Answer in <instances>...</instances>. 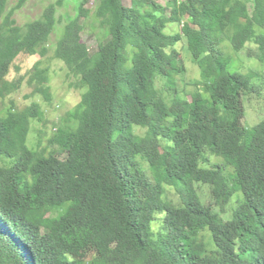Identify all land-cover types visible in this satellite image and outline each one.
<instances>
[{"label": "trees", "instance_id": "obj_1", "mask_svg": "<svg viewBox=\"0 0 264 264\" xmlns=\"http://www.w3.org/2000/svg\"><path fill=\"white\" fill-rule=\"evenodd\" d=\"M26 1L0 0V101L30 76L11 81L15 62L46 58L57 31L54 57L84 93L77 126L43 148L28 145L41 105L0 110V264H264V75L224 49L264 65V0H95L96 50L92 0L61 30L69 0L21 25ZM183 47L200 69L184 88ZM42 65L33 96L51 102Z\"/></svg>", "mask_w": 264, "mask_h": 264}, {"label": "rangeland", "instance_id": "obj_2", "mask_svg": "<svg viewBox=\"0 0 264 264\" xmlns=\"http://www.w3.org/2000/svg\"><path fill=\"white\" fill-rule=\"evenodd\" d=\"M20 1L21 0H12L11 7H15L20 3ZM56 1L57 0H27L16 16L19 24L24 25L28 22L40 18L46 8H48L51 4L56 3ZM157 1L165 7L170 0ZM125 3L127 6H131V2L129 0H127ZM86 9L90 12L88 17H84L81 19V22L85 26V32L83 33V42L87 43L88 47L91 50H96L99 45L98 39L103 29L101 27V24L99 22H96L93 18L95 0H92V2L87 5ZM77 15V0L66 1L65 5L60 8L58 13V30L64 28L71 20L76 18ZM60 36L61 31H57L52 36L50 53L46 58L35 56L30 59L21 58L15 62V65L20 68V72L18 73L15 67H13V70L9 76V79L11 81L18 79L19 76H25L27 74H30V76L21 91L12 95L11 97L6 98L3 101H0V110H2L4 107H10L11 105H13V103H15L19 108H25L33 102H37L39 105H41L42 109L45 112V118L43 122H34L32 125V130L28 139V145L30 148L36 149L40 142L42 148L50 146V140L58 135L59 129L77 126V123L73 119H71V114L81 103L84 90L77 87V85H79V79L70 76L67 66L62 61H59L54 57L56 44ZM184 47L181 54L183 62L185 64L186 73L179 77L181 81L180 86L182 88L187 86L189 83H193L194 81L200 79V69L192 62L190 53ZM224 49L229 57L235 59L234 61L236 65L241 68L242 72L248 73L250 71H253L257 74L261 73L262 75H264V65L260 64L258 61L250 60L247 55L243 53L236 55L232 50L230 44L227 42L224 43ZM39 62L43 63L42 68H48L50 70L49 85L51 89V102L46 101L43 95L38 94L40 90H38L36 92L37 94L33 96L34 86H32L33 81L31 82V80L35 75L34 67ZM187 90L194 91L195 87L188 86ZM255 111V109H249L248 115L246 117L247 126H249L250 128L258 124V121L260 120L256 116ZM134 130L135 133L140 136H145L148 131L147 129L142 127H135ZM198 192H200L201 194H203L202 192H204V194L207 196L209 195V188H200L198 189ZM167 197L172 202L180 203V197L175 188L168 190Z\"/></svg>", "mask_w": 264, "mask_h": 264}, {"label": "clouds", "instance_id": "obj_3", "mask_svg": "<svg viewBox=\"0 0 264 264\" xmlns=\"http://www.w3.org/2000/svg\"><path fill=\"white\" fill-rule=\"evenodd\" d=\"M177 192V191H176Z\"/></svg>", "mask_w": 264, "mask_h": 264}]
</instances>
